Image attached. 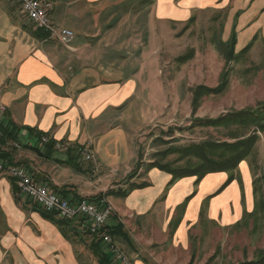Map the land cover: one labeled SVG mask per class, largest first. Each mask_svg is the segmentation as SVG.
Returning <instances> with one entry per match:
<instances>
[{
	"label": "crops",
	"instance_id": "obj_1",
	"mask_svg": "<svg viewBox=\"0 0 264 264\" xmlns=\"http://www.w3.org/2000/svg\"><path fill=\"white\" fill-rule=\"evenodd\" d=\"M124 6L128 10L122 14L135 20L144 14L158 18L157 31L193 22L197 13L225 12L229 31H237L239 48L252 44L259 34L264 37V0H53L51 17L57 26L79 32L88 30L87 24L94 28L85 38L76 35L68 47L56 36H39L18 3L0 0V106L5 107L0 117L7 114L16 124L67 144L64 150L56 147L50 158L26 150L35 154L29 156L35 178L53 191L63 188L69 199L88 197L76 181L100 167L126 178L105 197L114 210L106 230L121 224L112 236L131 264H231L223 255L212 258L219 244L216 230L230 231L255 209L254 180L264 177V167L256 173L250 160L243 161L236 179L223 188L228 172L173 181L170 173L158 168L136 169V149L119 119L121 109L129 111L132 102L147 92L145 64L152 56L146 59L134 52L125 60L108 56L112 50L149 42L143 22L110 28L102 24L114 20L104 18L107 8L119 14L117 9ZM161 36L156 42L168 45V36L164 40ZM168 100L165 93L156 101L157 120ZM34 135L23 130L19 140L27 144ZM74 145L84 148L77 159L80 167L71 165L77 177L67 168L70 164L62 162ZM89 152L92 158L87 160ZM14 157L27 162L16 152ZM73 157L76 160L75 152ZM261 157L264 162L263 153ZM12 179L0 174V264H101L90 247L92 240L85 244L76 230L78 235L67 238Z\"/></svg>",
	"mask_w": 264,
	"mask_h": 264
},
{
	"label": "rangeland",
	"instance_id": "obj_2",
	"mask_svg": "<svg viewBox=\"0 0 264 264\" xmlns=\"http://www.w3.org/2000/svg\"><path fill=\"white\" fill-rule=\"evenodd\" d=\"M112 9L115 10L111 7L105 10L109 14L108 16L105 14L104 18L114 17L113 21L104 20L102 22L105 27L109 25L110 28L118 24L123 26L133 21L143 22L142 25L146 27L145 34L150 35L148 43L130 48L121 47L117 53L113 50L106 52L112 58L120 55L121 60L131 57V52L136 55L143 54L146 59L152 56L145 64L148 67V77L145 76L147 92L145 95L142 93L135 100L136 102H132L133 109V105L129 111L121 109L119 119L121 127L129 133L131 148L136 149L137 164L140 166L147 167V164L155 159L162 163H172L174 166H185L187 159H181L179 153H167L170 148L204 140L228 139L226 129L203 126L198 120L216 119L229 112L256 107L259 102H264V37L262 34L257 36L246 52H241L244 47L236 46L232 56L233 31L228 29V15L225 12L197 13L193 22L176 24L175 30L172 31H157L155 27L160 23L158 18L144 14L137 16L135 20V16L122 14L128 10L126 6L117 9L119 14H113ZM86 28L88 30L82 32L75 30L77 37L85 38L86 34L92 35L94 31L92 25L87 24ZM159 34L162 35V40L168 36V45L163 41L161 45L160 42H156ZM160 70L162 73H159ZM223 74L229 80L225 91L221 94L202 96L199 99L197 111L193 112L194 89L200 85L211 88L219 86ZM149 92L152 96L148 95ZM165 93L169 99V106L157 120V116H154V110L159 107L156 106V101L163 98ZM15 146L18 159L27 160L25 165L30 166L33 172L32 168L35 167L29 156H35V154L21 145L15 144ZM61 149L64 150V148ZM263 150L264 138L260 140L256 148L254 164L251 163L256 173H259L258 168L264 167L261 157L262 153L264 154ZM248 160L252 162L254 159L252 157ZM66 166L76 177L78 176L71 165ZM80 179L81 181H76V184L83 188L82 194L88 197L104 194L126 181V178L122 179L117 175L108 174V169L104 167ZM35 180L42 182L36 178ZM48 186L53 191L49 184ZM255 187L260 195L262 193L264 195V177L260 175L259 179L254 182V192ZM26 198L35 202L28 196ZM52 213L60 218L56 212ZM75 230L82 233V240L88 245L92 236L83 230ZM216 232V242L219 244L212 258L223 255L226 262L230 260L231 264H239L255 259L258 250H264V228L254 229L252 219L246 223L241 222L239 226L236 224L230 231L217 229Z\"/></svg>",
	"mask_w": 264,
	"mask_h": 264
},
{
	"label": "trees",
	"instance_id": "obj_3",
	"mask_svg": "<svg viewBox=\"0 0 264 264\" xmlns=\"http://www.w3.org/2000/svg\"><path fill=\"white\" fill-rule=\"evenodd\" d=\"M39 36H49L43 29H39ZM233 47L231 55L233 56L236 47V32L233 31L232 35ZM252 44L248 45L241 52H246L250 49ZM193 56V53H191ZM222 81L219 86L215 88L200 85L194 89L193 92V112H196L199 106V99L204 95L221 94L228 86L229 80L225 74L222 75ZM200 125L213 126L217 128H224L227 131V140H204L202 142H194L186 146L170 148L167 153L180 154L181 159H187L185 166H174L172 163H162L154 160L147 164V168H158L162 171L168 172L172 175L173 181L190 176H196L197 180L202 179L209 173L216 172H230L229 178L222 186L225 187L236 179L235 171L239 165L248 159H252L251 163L255 161V151L257 144L264 133V102H259L256 107H248L239 111L229 112L216 119L198 120ZM241 129V130H240ZM26 130L29 134H35L34 140L27 144H22L19 140L20 133ZM240 130V131H239ZM0 159L6 160L11 164H26L25 161H16L14 154L16 152L15 144H20L24 149H29L47 158L53 157L56 150V141L49 137L48 134L36 131L30 127H23L16 124L7 114L0 117ZM261 133V134H260ZM44 136L49 137L46 143H41ZM84 148L78 145L69 146L67 150V157L64 163L70 164L75 168L80 167V162L77 160L81 157ZM76 153V160L73 153ZM137 164L136 169L141 168ZM132 173L129 177H133ZM259 178H256V182ZM14 181V179H12ZM145 185V184H142ZM15 191H18L14 184ZM63 189V188H62ZM56 189L57 193L61 194L64 198L74 201L75 199L67 198L64 190ZM113 192L112 189L104 194L96 196H89L91 200H98L105 198ZM37 205V204H36ZM41 214L47 219L56 223L61 229L62 233L71 238L72 235H78L73 227L64 219L56 217L55 213L48 212L37 205ZM253 221L254 229L264 228V195H260L255 187V209L252 212L245 213L242 222L246 223L249 220ZM241 222L237 223L239 226ZM121 230V224H117L109 228L110 233L116 234ZM90 244L91 249L96 253L101 264H111L110 259L102 251L99 240L92 237ZM239 264H264V250H258L255 259L244 261Z\"/></svg>",
	"mask_w": 264,
	"mask_h": 264
},
{
	"label": "built area",
	"instance_id": "obj_4",
	"mask_svg": "<svg viewBox=\"0 0 264 264\" xmlns=\"http://www.w3.org/2000/svg\"><path fill=\"white\" fill-rule=\"evenodd\" d=\"M18 3L26 18L36 28L43 29L49 36H56L65 46H70L75 39V32L69 28L59 27L53 21L51 12L53 0H13ZM5 107L0 106V111ZM1 136V132H0ZM47 136L41 143L48 141ZM17 146L20 144L16 143ZM56 147L66 148L67 144H56ZM87 160L91 154L86 155ZM0 174L15 179L21 192L34 200L39 207L56 212L60 218L66 220L75 229L83 230L100 242L102 250L115 264H131L127 254L117 245L112 234L106 230L114 210L106 198L91 200L88 197L70 201L59 193L51 191L45 182H37L30 166L25 164H11L0 159Z\"/></svg>",
	"mask_w": 264,
	"mask_h": 264
}]
</instances>
